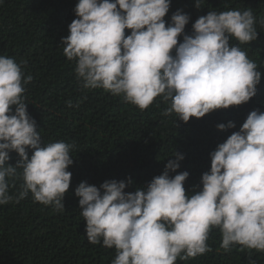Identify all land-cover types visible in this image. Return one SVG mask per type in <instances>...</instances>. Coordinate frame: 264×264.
I'll return each mask as SVG.
<instances>
[{
	"label": "clouds",
	"instance_id": "1",
	"mask_svg": "<svg viewBox=\"0 0 264 264\" xmlns=\"http://www.w3.org/2000/svg\"><path fill=\"white\" fill-rule=\"evenodd\" d=\"M201 2L196 0L197 9ZM170 3L78 0L76 18L61 44L67 60L75 61L82 87L103 89L141 110L159 96L168 105L162 115L174 113L185 123L248 102L261 72L239 45L257 39L256 24L264 27V15L257 19L250 8L209 11L195 20L191 34H184L190 17L179 9L166 26ZM25 64L0 55V205L19 203L31 193L34 202L64 211L73 145L42 144L27 112L25 85L32 76L24 75ZM26 149L32 150L30 157ZM12 151L19 157L15 165L7 163ZM174 156L160 175L132 192L124 191L130 178L127 183L105 181L99 188L81 182L74 194L87 241L114 248L111 264H175L178 258H194L210 251L212 229L219 231L225 251L239 245L264 252V112L251 111L239 130L209 153L210 168L198 191L186 193L187 171L170 175L184 158ZM16 178L23 183L13 196L10 181Z\"/></svg>",
	"mask_w": 264,
	"mask_h": 264
},
{
	"label": "trees",
	"instance_id": "2",
	"mask_svg": "<svg viewBox=\"0 0 264 264\" xmlns=\"http://www.w3.org/2000/svg\"><path fill=\"white\" fill-rule=\"evenodd\" d=\"M78 0H0V55L13 58L22 65L32 81L25 85L27 112L36 122L42 144L64 141L73 145V159L67 171L70 185L64 194V211L34 202L31 193L19 203L0 205V264H111L115 249L96 245L86 239L85 221L80 215L79 197L74 190L81 183L99 186L109 180L131 184L125 192L145 187L160 175L174 154H182L179 172L189 173L184 182L187 194L198 191L203 173L210 168L209 153L238 131L247 115L264 112V27L256 24L258 36L248 45H239L261 72L256 94L246 103L217 109L199 119L182 122L175 114L163 116L168 106L156 97L146 109L126 103L103 89H85L75 74V61L63 55L61 39L76 18ZM171 0L164 20L170 22L177 10L190 17L184 34H191L195 20L209 11L252 9L259 19L264 15V0ZM130 30H125L126 35ZM182 36L178 37V42ZM232 44L238 42L234 39ZM71 102L69 107L68 102ZM229 121L234 128L218 130L217 125ZM29 157L30 149H26ZM8 164L15 165L17 153H9ZM20 169L17 170L19 175ZM23 181H10L13 196ZM210 251L175 264H264V252L233 246L220 247L217 229L209 233Z\"/></svg>",
	"mask_w": 264,
	"mask_h": 264
}]
</instances>
